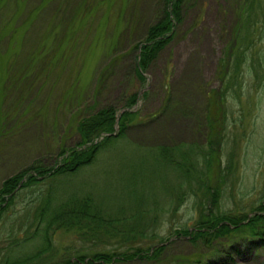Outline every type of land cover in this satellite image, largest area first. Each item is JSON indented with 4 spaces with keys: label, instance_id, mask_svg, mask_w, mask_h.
Returning a JSON list of instances; mask_svg holds the SVG:
<instances>
[{
    "label": "rangeland",
    "instance_id": "1",
    "mask_svg": "<svg viewBox=\"0 0 264 264\" xmlns=\"http://www.w3.org/2000/svg\"><path fill=\"white\" fill-rule=\"evenodd\" d=\"M260 3L250 16L254 23L244 42H252L246 60L233 74L236 81L229 84L217 76L218 60L243 19L244 0H183L173 35L150 61L143 82L134 75V59L147 27L167 10L163 0H0V184L30 166L47 169L57 164L62 159L60 149L77 146V120L111 106L116 125L121 113H134V118L115 146L100 150L73 182L85 192L92 191L101 205L128 216L140 211L138 202L160 200L162 192L174 186L175 174L151 158V150L162 145L206 147L208 137L214 138L207 121L219 112L218 118H223L219 159L222 166L228 156L233 160L219 209L238 218L255 213L264 194ZM215 89L222 90L218 101ZM136 92L135 103L125 105ZM47 181L16 191L14 204L0 216V239L30 223L36 193L45 191ZM194 206L187 196L175 211L159 213L154 238L132 244L143 249L165 247L156 260L136 258L123 264H175L180 258L204 255L208 246L200 239L174 233L192 229ZM54 240L56 249H69L70 260L74 250L88 255L112 251L109 246L93 248L89 241H76L65 232ZM222 240L212 245L219 248ZM237 248L240 252L231 250L226 261L214 259L212 264H264V246L245 249L241 243ZM126 249L131 252L126 247L120 251Z\"/></svg>",
    "mask_w": 264,
    "mask_h": 264
},
{
    "label": "trees",
    "instance_id": "2",
    "mask_svg": "<svg viewBox=\"0 0 264 264\" xmlns=\"http://www.w3.org/2000/svg\"><path fill=\"white\" fill-rule=\"evenodd\" d=\"M182 1L163 0L167 8L163 11V18L148 26L144 40L139 41L140 51L135 56L133 68L137 80L144 81L142 74L146 72L150 61L154 60L157 51L171 39L175 24L181 18L179 7ZM244 1L247 4L243 9V19L234 30L230 47L223 51V57L218 60L220 69L217 76L220 77L221 82L228 81L229 84L231 80L236 81L234 79L236 76L233 74L246 60V51L252 42H244L251 35V25L254 23L250 16L254 15L255 5L260 3L256 0ZM258 11H264V2L260 3ZM258 67L264 71V55L261 61L259 59ZM137 94L138 92L131 93L125 105L134 104ZM221 95L222 90L220 92L214 90L216 101L221 99ZM142 96L144 98L145 93H142ZM207 99L209 104L211 99L208 97ZM116 115V111L108 106L97 109L87 117L79 118L76 124L77 134L80 136L77 146L67 150L60 149L62 159L57 164L47 169L40 165L30 166L7 177L0 184L1 216L14 204L13 200L17 196L18 189L23 190L35 182L49 180L45 191L36 193L33 203L35 207L29 218L30 223L22 224L17 228L18 231L12 229L8 233L5 232V236L0 239V264H123L136 258L154 261L160 252L166 249L165 247L157 245L153 249L152 247L143 249L138 244L135 246L132 244L149 237L154 238L156 229L154 222L158 214L165 210L175 211L176 206L181 205L187 196L192 197L195 204L196 220L192 229L179 228L174 233L184 237L189 236L192 241L200 239L208 248L204 255L199 253L194 257L180 258L175 264H212L214 259L217 262L226 261L231 250L235 253L240 252L237 246L241 243L245 244V249L251 245L255 248L264 246V194L263 202L254 208L255 213L249 217L241 215L238 218L219 209L223 187L228 176L233 174L231 156H228L224 166L219 159L218 134L222 127L220 123L223 121L222 117L218 118L221 115L219 112L213 120L207 121L209 135L213 133L214 138L208 137L209 141L206 139V147L193 150L177 145L173 147L162 145L151 150V158L156 159L170 173L175 174V182L171 190L162 192L164 195L162 199L158 200L159 197L156 198L154 195L150 202L144 204L138 202L137 207L140 211L127 216L117 211L116 207L112 209L101 205L93 197L92 191L85 192L81 185H77L78 182L74 184L73 181L76 180L80 169L90 165L100 150L115 146L134 118V113H121L116 125ZM115 126L117 130L114 133ZM101 134L104 135L101 140L93 143ZM62 232L73 234L76 241L82 243L89 241L93 248L109 246L112 251L107 249L88 255L74 250L72 254L74 259L70 260L66 256L69 253L68 248L64 247L60 250L55 247L54 239ZM220 238L224 241L219 242L221 244L219 248L214 247L212 244ZM226 240L229 243H224ZM125 247L131 252L127 249L120 251ZM87 255L89 259L86 258Z\"/></svg>",
    "mask_w": 264,
    "mask_h": 264
},
{
    "label": "bare ground",
    "instance_id": "3",
    "mask_svg": "<svg viewBox=\"0 0 264 264\" xmlns=\"http://www.w3.org/2000/svg\"><path fill=\"white\" fill-rule=\"evenodd\" d=\"M79 89V88H78ZM71 91V90H70ZM80 91V90H79ZM54 92V91H53ZM75 92V91H74ZM56 93V92H55ZM73 94V93H72ZM77 95H78V93H77ZM65 98V97H64ZM64 100V99H63ZM65 102V101H64ZM60 104V103H59ZM77 104V103H76ZM69 105V104H68ZM74 105V104H73ZM58 106V105H57ZM71 107V106H70ZM73 107V106H72ZM61 119V118H60ZM126 130V129H125ZM126 138V137H125ZM120 142V141H119ZM118 144V143H117ZM125 144V143H124ZM121 145V144H120ZM6 150V149H5ZM15 153V152H14ZM17 154V153H16ZM16 156V155H15ZM13 164V163H12ZM86 165H88V164H85V166ZM146 165V164H145ZM145 165H143V166H145ZM145 168H146V166H145ZM145 168H144V170H145ZM79 169V167H77V169L76 170H78ZM146 170H147V168H146ZM149 171V170H148ZM129 227V226H128Z\"/></svg>",
    "mask_w": 264,
    "mask_h": 264
}]
</instances>
